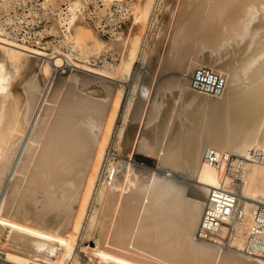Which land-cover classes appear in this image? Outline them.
Returning a JSON list of instances; mask_svg holds the SVG:
<instances>
[{
	"label": "bare ground",
	"instance_id": "1",
	"mask_svg": "<svg viewBox=\"0 0 264 264\" xmlns=\"http://www.w3.org/2000/svg\"><path fill=\"white\" fill-rule=\"evenodd\" d=\"M82 1L0 38V264H264V0Z\"/></svg>",
	"mask_w": 264,
	"mask_h": 264
},
{
	"label": "rangeland",
	"instance_id": "2",
	"mask_svg": "<svg viewBox=\"0 0 264 264\" xmlns=\"http://www.w3.org/2000/svg\"><path fill=\"white\" fill-rule=\"evenodd\" d=\"M43 0H0V38L8 41H13L16 44L24 45L30 49L39 50L46 54H51L56 46L54 36L50 34H39L42 29L48 25L46 12L43 10L41 3ZM84 2V1H82ZM129 0L112 1L109 6V11L117 18L120 14V6H124ZM85 10L89 12L90 18L101 16L100 19L104 21V17L99 10L105 7L101 0H87L84 2ZM65 4L61 6L64 8ZM98 13V15H97ZM97 22V21H94ZM104 24V23H103ZM113 24V23H112ZM123 25L118 22L113 25V29L118 31ZM109 27L106 25L103 33V38L109 36ZM60 51L66 52L65 49L57 47ZM111 61L109 56H102L99 61ZM99 65H101L99 63ZM115 148H111V153L115 154ZM112 161V158H110ZM107 168H105L101 184L106 179ZM101 188V186H100ZM97 206V201L94 202V207ZM86 241L81 243L82 247H86ZM82 262L85 264L84 253L79 255Z\"/></svg>",
	"mask_w": 264,
	"mask_h": 264
}]
</instances>
